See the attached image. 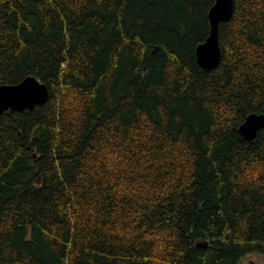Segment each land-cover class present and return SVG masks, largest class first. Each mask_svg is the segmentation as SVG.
<instances>
[{"label": "trees", "instance_id": "16d2710c", "mask_svg": "<svg viewBox=\"0 0 264 264\" xmlns=\"http://www.w3.org/2000/svg\"><path fill=\"white\" fill-rule=\"evenodd\" d=\"M0 0V264H240L264 256V0ZM202 243L203 246H200ZM247 264H256L249 261Z\"/></svg>", "mask_w": 264, "mask_h": 264}, {"label": "water", "instance_id": "95a60500", "mask_svg": "<svg viewBox=\"0 0 264 264\" xmlns=\"http://www.w3.org/2000/svg\"><path fill=\"white\" fill-rule=\"evenodd\" d=\"M233 0H215L209 8V33L206 39L195 49L197 63L206 70H213L218 66L221 58L218 29L219 24L227 22L233 15ZM48 99L46 84L35 76H26L15 84L0 85V114L5 110L31 109L36 104H44ZM264 127V114L250 113L239 125L238 132L246 140H253L257 131ZM203 246L202 243H199Z\"/></svg>", "mask_w": 264, "mask_h": 264}, {"label": "rangeland", "instance_id": "374dc122", "mask_svg": "<svg viewBox=\"0 0 264 264\" xmlns=\"http://www.w3.org/2000/svg\"><path fill=\"white\" fill-rule=\"evenodd\" d=\"M249 261H252L256 264H264V256L257 253H251L243 257L240 261V264H247Z\"/></svg>", "mask_w": 264, "mask_h": 264}]
</instances>
